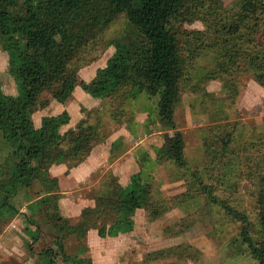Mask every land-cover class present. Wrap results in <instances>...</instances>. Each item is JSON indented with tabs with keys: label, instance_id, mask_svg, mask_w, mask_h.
I'll return each instance as SVG.
<instances>
[{
	"label": "trees",
	"instance_id": "obj_1",
	"mask_svg": "<svg viewBox=\"0 0 264 264\" xmlns=\"http://www.w3.org/2000/svg\"><path fill=\"white\" fill-rule=\"evenodd\" d=\"M119 18L126 20L127 28L113 44L114 55L90 82L80 81L77 70L71 67L72 60L95 37L96 29L103 31ZM196 22L206 30L182 28ZM262 27L264 0H238L230 9L222 7L220 0H0V51L9 56L18 91L11 96L0 88V140L3 150H8L0 162V233L19 212L14 199L23 192L30 202L31 190L41 187L38 200L28 206V221L41 228L43 222L34 216L43 215L56 244L39 253V264H59V260L63 264H93L83 250L69 254L64 241L71 238L82 247L91 230L102 239L128 234L134 230L132 216L136 211L149 210L153 204L151 186L143 182L141 174L133 176L127 187L110 175L108 192L96 194L95 208H85L77 224L63 217L61 197L53 194L58 179L51 177L50 169L85 160L104 139L97 127L84 122L61 134L71 120L67 112L44 117L37 124L35 115L42 95L49 94L63 103L80 86L95 99H115L126 87L156 97L160 124L174 131L160 148L159 159L184 169L186 143L175 114L186 66L215 47L211 44L213 34L225 36L224 47L231 45L232 49L225 57L232 65L244 59L245 71L264 87V45L257 39ZM244 43L248 48L241 52ZM217 139H222L223 149L231 153V135ZM215 152L207 150L212 157ZM256 159L258 230L245 213L227 204L223 207L227 216L241 225L237 244L264 264V155ZM212 199L211 203H218ZM182 248L154 252L148 258L175 256L178 262L174 264H179L189 250Z\"/></svg>",
	"mask_w": 264,
	"mask_h": 264
},
{
	"label": "rangeland",
	"instance_id": "obj_2",
	"mask_svg": "<svg viewBox=\"0 0 264 264\" xmlns=\"http://www.w3.org/2000/svg\"><path fill=\"white\" fill-rule=\"evenodd\" d=\"M237 1L220 0V5L230 9ZM126 28V20L119 18L103 31L96 29L95 37L92 35L94 38L80 48L71 62L80 81L90 82L99 68L106 67L115 53L113 44L124 36ZM182 28L206 30L200 22ZM213 36L211 44L214 42L215 47L186 66L176 108V123L186 143L184 169L159 159L160 148L174 131L160 124L156 97L126 87L115 99H95L80 86L63 103L49 94L42 95L35 115L37 124L44 117L67 112L71 120L61 134L84 122L97 127L104 139L85 160L50 169L51 177L58 179L53 194L61 197L63 217L77 224L85 208H95L96 194L108 192L110 175L127 187L133 176L141 174L152 189L153 204L149 210L139 209L132 216V232L102 239L96 230H91L82 247L74 239L64 241L69 254L83 250L93 264H174L178 262L175 256H148L181 246V250H189L182 254L179 264H259L245 247L237 244L241 225L227 216L224 207L227 204L245 213L258 230L259 169L254 160L264 155V87L245 71L244 59L232 65L225 57L232 51L231 45L224 47L225 36ZM257 39L264 45V27ZM247 48L244 43L241 52ZM0 88L6 95L18 94L9 56L3 51ZM228 134L232 139L231 153L223 149L222 139H217ZM2 146L0 140V162L8 154ZM209 148L216 150L215 157L207 153ZM78 167L82 168L74 173ZM42 190H31L30 202L37 201V193ZM212 197L218 203H211ZM13 202L19 212L0 233V264H39V253L56 244L53 229L46 225L43 215L34 216L43 222L41 228L28 221L31 203L26 201L25 193ZM59 264L63 262L59 260Z\"/></svg>",
	"mask_w": 264,
	"mask_h": 264
},
{
	"label": "crops",
	"instance_id": "obj_3",
	"mask_svg": "<svg viewBox=\"0 0 264 264\" xmlns=\"http://www.w3.org/2000/svg\"><path fill=\"white\" fill-rule=\"evenodd\" d=\"M81 168H82V167H80V168L78 167V168L74 169L73 172L75 173V171L77 172V171H78L79 169H81ZM60 207H61V210L63 211V206H62V204H60ZM62 211H61V212H62Z\"/></svg>",
	"mask_w": 264,
	"mask_h": 264
}]
</instances>
